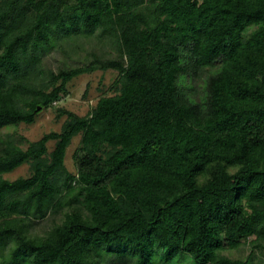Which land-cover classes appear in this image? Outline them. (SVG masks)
<instances>
[{"label": "trees", "instance_id": "trees-1", "mask_svg": "<svg viewBox=\"0 0 264 264\" xmlns=\"http://www.w3.org/2000/svg\"><path fill=\"white\" fill-rule=\"evenodd\" d=\"M92 40L116 55L44 66ZM97 70L115 93L87 115L2 132ZM244 242L264 252V0H0V264H252Z\"/></svg>", "mask_w": 264, "mask_h": 264}, {"label": "rangeland", "instance_id": "rangeland-1", "mask_svg": "<svg viewBox=\"0 0 264 264\" xmlns=\"http://www.w3.org/2000/svg\"><path fill=\"white\" fill-rule=\"evenodd\" d=\"M92 53H96L102 57H112L116 55V50L107 42H99L97 40L86 41L77 53L68 57L61 49L52 48L46 51L43 59L44 66L58 70L65 66H76L92 59ZM118 77V72L115 70H97L92 73H86L74 78L68 83V93L57 103H53L50 107L40 109L33 124L22 123L19 126L9 127L4 129L3 133H11L16 138L23 142L25 147L28 142L39 140L43 135L52 132L60 131L63 123L67 119V114L59 116L61 110L74 112L79 116H85L94 108L100 97L107 94L115 93V80ZM193 93L195 96L202 94L201 79L198 78L195 82ZM81 136L73 139L70 145L67 156L66 165L68 169L76 173L74 164V152L80 145ZM54 142L49 143V148L52 149ZM29 164H24L17 168L12 173L6 175L10 179H16L19 176H29ZM52 224L51 217L38 224V231L43 232ZM232 258L247 259L252 256V264H264V252L260 249L253 248L251 243L244 242L238 249L226 252ZM155 264H162L160 256H156ZM177 264H194L189 256H184Z\"/></svg>", "mask_w": 264, "mask_h": 264}]
</instances>
